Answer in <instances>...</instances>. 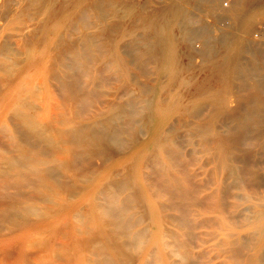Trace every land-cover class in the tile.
Here are the masks:
<instances>
[{
  "label": "bare ground",
  "instance_id": "bare-ground-1",
  "mask_svg": "<svg viewBox=\"0 0 264 264\" xmlns=\"http://www.w3.org/2000/svg\"><path fill=\"white\" fill-rule=\"evenodd\" d=\"M232 2L0 0V264H264V0Z\"/></svg>",
  "mask_w": 264,
  "mask_h": 264
},
{
  "label": "rangeland",
  "instance_id": "rangeland-1",
  "mask_svg": "<svg viewBox=\"0 0 264 264\" xmlns=\"http://www.w3.org/2000/svg\"><path fill=\"white\" fill-rule=\"evenodd\" d=\"M232 2V0H220V3H222L226 8H228V7H232V4H233V2ZM231 4V5H230ZM198 13V12H197ZM225 22H231L232 23V21H230L229 19H226V20H224ZM258 23L256 24V27H254L255 29H252V31L250 32L251 34H253V35H251L250 34V37H251V39L252 40H255V41H260V39H261V37L260 36H262L263 37V39H264V30H262L264 27V13H262V14H260L259 15V19H258ZM227 22V23H228ZM230 23V24H231ZM229 24V25H230ZM262 31H263V33H262ZM260 39H259V38ZM254 38V39H253ZM263 39H261V40H263ZM198 43V44H197ZM197 44V45H196ZM202 44H203V42L201 41V40H198V42H197V40H196V42H195V45L198 47V48H200V47H202ZM264 45V44H263Z\"/></svg>",
  "mask_w": 264,
  "mask_h": 264
}]
</instances>
